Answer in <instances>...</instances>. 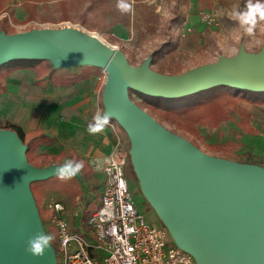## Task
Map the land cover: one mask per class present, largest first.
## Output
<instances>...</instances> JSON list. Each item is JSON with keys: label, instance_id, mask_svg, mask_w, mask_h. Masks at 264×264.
Instances as JSON below:
<instances>
[{"label": "water", "instance_id": "95a60500", "mask_svg": "<svg viewBox=\"0 0 264 264\" xmlns=\"http://www.w3.org/2000/svg\"><path fill=\"white\" fill-rule=\"evenodd\" d=\"M50 59L106 72L105 112L128 136L130 162L142 192L179 249L196 264H264V174L204 156L128 95L133 90L173 99L217 86L264 92V48L258 56L240 53L164 75L149 70L151 57L131 67L121 52L83 31L0 32V65ZM26 149L16 133L0 129V264H56L53 247L43 258L25 252L28 238L43 233L29 185L55 176L54 169L63 164L36 168L27 162Z\"/></svg>", "mask_w": 264, "mask_h": 264}, {"label": "rangeland", "instance_id": "374dc122", "mask_svg": "<svg viewBox=\"0 0 264 264\" xmlns=\"http://www.w3.org/2000/svg\"><path fill=\"white\" fill-rule=\"evenodd\" d=\"M127 2L132 5V11L122 13L117 7L118 0H51L37 3L34 18L29 19L27 13L22 10V0H10L7 6L12 19L8 21L7 35L61 29L83 31L117 49L134 68L148 59L163 39H170L172 43H177L176 50L157 63L149 65V70L156 73L161 65L164 68V75H168L171 70L182 74L190 69L218 62L222 58H234L240 53L258 56L264 48V22H260L254 33L249 35L240 27L235 17L230 15L233 11L245 10L248 0H211V6L207 9L199 8L196 0H127ZM201 12L211 14L215 21L207 25L201 19ZM5 15L6 13L0 15V18ZM183 28L190 31L180 39L179 33ZM48 63L58 75L78 74L85 67H90L81 62L58 65L56 60L51 59ZM99 73L71 86L61 87L49 83L36 84L35 75L31 70L14 72L6 81V92L0 94V126L11 122L24 130H43L50 140L37 150L38 153L56 154L78 144L84 145V133L88 124L92 122L93 115L97 111L105 112L102 93L107 74L103 70ZM130 100L147 113L136 96L132 95ZM244 114L248 115V124L255 130L256 136L246 134L241 128L240 121ZM157 122L170 134L208 158L252 167L264 174L262 105L239 102L227 120L214 129L198 127L196 135L184 132L164 121ZM238 131L242 134L240 138H237ZM107 134L114 138L113 151H119L126 157L123 177L138 213L151 226L165 228L143 194L140 181L134 173L129 156L131 142L112 119L104 132L89 136L93 142L87 138L89 141L87 145L89 143L92 146L98 145L99 149L93 154L79 157L93 170L89 183L96 181L100 184L99 191L102 190L104 176L101 171H97L96 162L103 158L99 156H104L107 149H110L103 147ZM230 144H233L232 147ZM74 177L73 183L82 182L81 178ZM58 189L52 187L44 191L43 200L55 197L61 201L65 206V218L74 230L77 217L75 198L79 197V201H82L83 186L77 190ZM83 220L86 223V219L81 221ZM42 231L48 233L43 225Z\"/></svg>", "mask_w": 264, "mask_h": 264}, {"label": "trees", "instance_id": "16d2710c", "mask_svg": "<svg viewBox=\"0 0 264 264\" xmlns=\"http://www.w3.org/2000/svg\"><path fill=\"white\" fill-rule=\"evenodd\" d=\"M10 0H0V32L8 34V21L12 19L11 12L7 6ZM51 0H22V10L25 11L29 19L34 18V8L37 3L48 2ZM63 1V0H59ZM199 8L207 9L211 6V0H196ZM100 3V1H99ZM91 8V5L90 7ZM10 28V27H9ZM177 43H172L170 39H163L162 43L157 45L151 53L150 64L157 63L165 58L166 55L174 52ZM31 70L35 75L36 84L45 85L47 83L68 87L80 81L95 77L101 69L96 67H85L78 74L58 75L50 66L47 60H13L0 65V94H4L7 90V79L16 71ZM171 70V69H170ZM164 68L160 65L158 73L163 74ZM179 71H169L168 75H178ZM129 99L132 95L136 96L147 113L157 121H164L176 128L196 135L197 129L207 127L214 129L221 122L228 119L229 114L236 110L239 102H248L254 105L264 106V92H250L238 90L227 86H217L207 90H203L188 96L180 98H160L141 94L139 92L129 90ZM247 114L241 118L240 125L246 134L256 136L255 130L248 124ZM159 123V122H157ZM1 129L10 130L17 134L22 144L26 146V159L30 165L36 168H47L52 165H61L66 161L80 162L82 161L74 154L72 150H61L56 154L38 153L37 150L49 142V136L41 129L24 130L22 127L6 122ZM241 132L238 131L237 138H240ZM233 144H230L232 147ZM235 145V144H234ZM236 146V145H235ZM84 162V161H83ZM81 183H73V177L70 180H59L53 176L47 180L31 182L29 185L31 195L38 210V214L42 225L48 234L54 236L55 230L49 223L51 212L44 209L43 192L56 187V189L68 191L79 189L83 186V196L81 198L82 212L79 220L87 219L99 208L101 191L100 184L96 181L89 183V177L93 175L91 167L84 162L81 170ZM58 189V190H59ZM55 250V243L52 244ZM93 255V254H91Z\"/></svg>", "mask_w": 264, "mask_h": 264}, {"label": "built area", "instance_id": "2783aa9c", "mask_svg": "<svg viewBox=\"0 0 264 264\" xmlns=\"http://www.w3.org/2000/svg\"><path fill=\"white\" fill-rule=\"evenodd\" d=\"M200 16L207 25L215 21L209 13L201 12ZM189 31L183 28L179 38ZM109 157L117 160V166L109 164L105 167L111 171L100 170L104 176L100 206L86 223L79 220V197L75 198L74 230L65 218L61 201L55 197L44 201V209L51 212L49 223L55 230L56 264H196L190 254L173 243L165 228L151 226L138 213L123 177L125 155L113 151L106 158ZM61 221L66 228L58 226Z\"/></svg>", "mask_w": 264, "mask_h": 264}, {"label": "clouds", "instance_id": "9594fccd", "mask_svg": "<svg viewBox=\"0 0 264 264\" xmlns=\"http://www.w3.org/2000/svg\"><path fill=\"white\" fill-rule=\"evenodd\" d=\"M118 9L122 13L132 11V5L127 0H118ZM231 16L235 17L241 28H243L247 34L252 35L260 22H264V0H248L245 10L233 11L230 13ZM111 116L107 112L97 111L93 117L92 122L87 126V132L89 135H98L104 132L105 128L109 125ZM97 163V171L105 170L111 171L110 168H106L105 165L117 166V160L115 158H106L102 162ZM84 167V162L66 161L62 166L54 169V175L59 180H70ZM61 229L66 228V225L61 221L58 225ZM54 236L48 233H36L35 235L28 238L25 245V252L34 258H43L46 251L51 248ZM67 238H65V243Z\"/></svg>", "mask_w": 264, "mask_h": 264}, {"label": "crops", "instance_id": "0c3cea01", "mask_svg": "<svg viewBox=\"0 0 264 264\" xmlns=\"http://www.w3.org/2000/svg\"><path fill=\"white\" fill-rule=\"evenodd\" d=\"M85 125L87 126V124H85ZM82 128L85 129V127H82ZM84 135H85V139L83 140L84 145L78 144V145L71 147V149H68V150H72L74 152V154L78 157H84L85 156L84 154H87V155L93 154L94 152H96L99 149L98 145L92 146V145H90L91 143H89V145H90V147H89V145H87V142H89L87 138H89L90 135L88 134L87 131H85ZM104 140L106 143L103 146L104 149H107V148H110V149H107V154H105L104 156H99V157H103L99 160V162L104 161L105 158L108 157L113 152V150L115 149V147H112V145L114 144V138L111 135L107 134L106 138ZM91 142H93V141L91 140ZM88 148H89V150H87ZM82 161H84V160H82Z\"/></svg>", "mask_w": 264, "mask_h": 264}, {"label": "bare ground", "instance_id": "6f19581e", "mask_svg": "<svg viewBox=\"0 0 264 264\" xmlns=\"http://www.w3.org/2000/svg\"><path fill=\"white\" fill-rule=\"evenodd\" d=\"M98 38V37H97ZM101 40V39H100ZM102 41V40H101ZM103 42V41H102Z\"/></svg>", "mask_w": 264, "mask_h": 264}]
</instances>
